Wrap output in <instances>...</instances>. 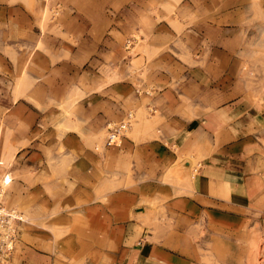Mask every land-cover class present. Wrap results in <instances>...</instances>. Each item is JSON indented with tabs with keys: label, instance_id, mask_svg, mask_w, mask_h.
Segmentation results:
<instances>
[{
	"label": "crops",
	"instance_id": "obj_1",
	"mask_svg": "<svg viewBox=\"0 0 264 264\" xmlns=\"http://www.w3.org/2000/svg\"><path fill=\"white\" fill-rule=\"evenodd\" d=\"M56 4L58 24L43 23ZM254 73L264 0H0V182L10 177L6 203L26 218L13 264H197L215 246L225 264H255ZM130 111L131 137L104 145Z\"/></svg>",
	"mask_w": 264,
	"mask_h": 264
},
{
	"label": "rangeland",
	"instance_id": "obj_2",
	"mask_svg": "<svg viewBox=\"0 0 264 264\" xmlns=\"http://www.w3.org/2000/svg\"><path fill=\"white\" fill-rule=\"evenodd\" d=\"M62 9L63 8H62V5L61 4H56L53 8H47L46 12L42 16L43 23H46L47 22V23H52L53 25L58 24V22L60 21L61 16H62ZM138 42H140V37L138 35L131 36L124 43L125 50L126 51H131ZM138 75H139L140 78L143 77L141 72ZM247 81L252 85V87L254 86V89L258 87V90L259 91H257L255 89L256 93H254V94H257V95H255L254 100H256V98H258L260 96L261 97H264V77L263 78L262 77L261 78L260 77H257L256 76V73H254V74H251L247 78ZM137 91H139V93L141 92L140 94H146V92H148V93H150V96L151 95L153 96L155 94V91L154 90H150V89L148 90L147 89V90L144 91L143 87L142 88L139 87L137 89ZM130 112H132V111H130ZM132 113L135 115V119L133 121V124H132L131 129L129 130V132L126 135V138L131 137V134H132L133 130L136 128L137 122L139 120V116L136 115L135 112H132ZM146 114L149 117H152L155 114V109L154 110L153 109H148V111H147ZM105 140H106V133L104 135V145H105ZM100 147L101 146L98 145V146H96L95 149H102ZM191 175L194 176L195 175V172L193 171V173ZM10 181H11V179H10ZM1 182H2V180H1ZM9 187H10V185L6 188V195H7V191L9 190ZM151 207L153 209V214L155 212H157V208H156L155 205H152ZM25 219L26 218H25V215H24V220ZM147 221H148V224L151 227H155V230H157V227L160 226V224H161L160 221H156V220H152V219L150 221V218ZM24 223H22L21 226H20V236H21V230H22V227H23V224ZM194 238H196L197 240H200L201 239V240H204V241L210 239V237H205V233H202V231L201 232L198 231V236H195ZM262 243H263L262 244V247L264 248V240L262 241ZM208 249H209V251H206V252L200 251L199 252V256L200 257H199V261H198L197 264H225V255L222 253L221 247H219V246H215L213 248L208 247ZM258 250H259V248H258ZM255 253L257 255V251ZM261 254H262V256H261ZM261 254L257 258L255 264H264V253L261 252ZM13 255L11 256V258L9 260H6V262H1L0 261V264H13ZM227 261H232V257L230 256Z\"/></svg>",
	"mask_w": 264,
	"mask_h": 264
},
{
	"label": "built area",
	"instance_id": "obj_3",
	"mask_svg": "<svg viewBox=\"0 0 264 264\" xmlns=\"http://www.w3.org/2000/svg\"><path fill=\"white\" fill-rule=\"evenodd\" d=\"M135 115L129 112L117 123L107 126L105 145L107 147L120 146L132 127ZM11 181L3 178L0 183V261L6 262L15 253L20 241V226L25 222L24 215L18 209L6 204V188Z\"/></svg>",
	"mask_w": 264,
	"mask_h": 264
},
{
	"label": "water",
	"instance_id": "obj_4",
	"mask_svg": "<svg viewBox=\"0 0 264 264\" xmlns=\"http://www.w3.org/2000/svg\"><path fill=\"white\" fill-rule=\"evenodd\" d=\"M188 167H189V165H188V164H186V165H185V168H188Z\"/></svg>",
	"mask_w": 264,
	"mask_h": 264
},
{
	"label": "bare ground",
	"instance_id": "obj_5",
	"mask_svg": "<svg viewBox=\"0 0 264 264\" xmlns=\"http://www.w3.org/2000/svg\"><path fill=\"white\" fill-rule=\"evenodd\" d=\"M6 178V177H5ZM8 179L10 180V178L8 177Z\"/></svg>",
	"mask_w": 264,
	"mask_h": 264
}]
</instances>
